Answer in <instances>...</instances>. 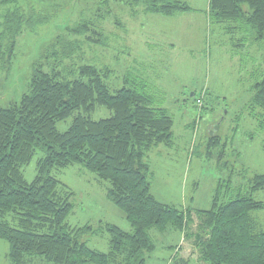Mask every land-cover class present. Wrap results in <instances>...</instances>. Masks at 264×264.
<instances>
[{"label": "rangeland", "instance_id": "obj_1", "mask_svg": "<svg viewBox=\"0 0 264 264\" xmlns=\"http://www.w3.org/2000/svg\"><path fill=\"white\" fill-rule=\"evenodd\" d=\"M130 1L0 2V36L9 12L19 10L23 20L11 63L0 68V108L19 102L38 70L71 79L81 66L92 65L114 89L122 87L129 72L153 87L158 104L173 118L172 145L152 148L145 158L156 200L201 211L211 208L215 195L219 204L240 196L264 203V190L250 192L253 177L264 175V131L247 108L254 83L251 73H264V49L245 41L240 47L239 35H225L224 29L210 26L208 0H180L192 10L173 17L145 14L140 3ZM31 9L35 16L29 15ZM109 116V111L97 109L92 119ZM72 120L57 123L56 129L65 132ZM211 141L217 142L212 146ZM40 156L22 169L27 182L34 179ZM52 175L74 193L67 224L89 225L101 232L83 237L90 248L108 252L106 224L131 232L122 213L106 198L108 183L81 166ZM251 217L264 229V209ZM192 221L190 230L195 233L194 213ZM182 234L151 230L155 251L146 255L145 264H173V257L203 264L193 242ZM175 244L178 248L171 252ZM7 253L8 245L0 240V264H10Z\"/></svg>", "mask_w": 264, "mask_h": 264}, {"label": "trees", "instance_id": "obj_2", "mask_svg": "<svg viewBox=\"0 0 264 264\" xmlns=\"http://www.w3.org/2000/svg\"><path fill=\"white\" fill-rule=\"evenodd\" d=\"M13 1L0 0L1 5ZM130 3H140L145 14L164 17L192 10L180 0ZM29 12L35 16L32 9ZM206 15L210 26L224 29L225 35H239L238 46L245 41L264 49V0H208ZM22 21L17 9L4 17L0 68L11 63ZM256 72L251 73L254 83L247 108L264 131V73ZM152 89L129 72L121 88H111L105 74L85 64L71 79L54 71L34 72L19 102L0 108V240L8 245L10 264H145L146 255L155 251L151 230L183 233L203 264H264V229L251 217L264 209V203L240 196L219 204L215 195L211 208L201 211L163 204L151 194L146 155L173 142V118L158 104ZM97 109L109 111L110 116L93 120ZM70 117L69 128L59 132L56 124ZM38 153L42 156L36 162V175L27 182L22 169ZM72 166H81L109 184L106 198L131 228L125 232L104 226L107 253L82 240L100 231L66 222L74 193L52 173ZM261 190L264 175L254 176L250 192ZM192 212L198 219L195 233L190 230Z\"/></svg>", "mask_w": 264, "mask_h": 264}, {"label": "crops", "instance_id": "obj_3", "mask_svg": "<svg viewBox=\"0 0 264 264\" xmlns=\"http://www.w3.org/2000/svg\"><path fill=\"white\" fill-rule=\"evenodd\" d=\"M207 8H208V6H207ZM185 208H187V207H184V209H185ZM180 235H181V234H180ZM182 236H183V234H182ZM182 236H181V237H182ZM177 243H178V242H177ZM176 245H177V244L170 246L169 249H171V252H174V251L178 248V246L175 248ZM173 259H174V257H173ZM173 259H172V261H173ZM175 261L178 262L177 264H188V263L182 261L181 259H176Z\"/></svg>", "mask_w": 264, "mask_h": 264}, {"label": "water", "instance_id": "obj_4", "mask_svg": "<svg viewBox=\"0 0 264 264\" xmlns=\"http://www.w3.org/2000/svg\"><path fill=\"white\" fill-rule=\"evenodd\" d=\"M190 97H192V94L190 95Z\"/></svg>", "mask_w": 264, "mask_h": 264}]
</instances>
